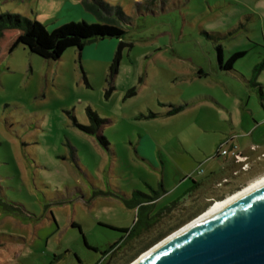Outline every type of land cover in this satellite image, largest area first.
<instances>
[{"label":"rangeland","instance_id":"rangeland-1","mask_svg":"<svg viewBox=\"0 0 264 264\" xmlns=\"http://www.w3.org/2000/svg\"><path fill=\"white\" fill-rule=\"evenodd\" d=\"M0 13L47 30L85 20L125 31L112 77L113 57L70 47L50 61L10 50L18 30L0 35V264H131L219 200L174 208L146 249L120 240L138 217L126 202L160 188L161 157L211 147L242 105L260 112L245 80L264 96V0H0ZM218 46L223 61L246 53L224 71Z\"/></svg>","mask_w":264,"mask_h":264},{"label":"crops","instance_id":"crops-1","mask_svg":"<svg viewBox=\"0 0 264 264\" xmlns=\"http://www.w3.org/2000/svg\"><path fill=\"white\" fill-rule=\"evenodd\" d=\"M90 8L92 12L99 14L97 7L90 6ZM115 46L116 42L113 38L96 39L87 43L79 54L82 58L90 56L109 61L114 55ZM253 79L252 75L248 81L245 80V83L256 86L260 99L264 101L261 84L253 82ZM261 107L260 112L255 114L250 108L242 105L239 115L232 117L229 128L224 129L225 131L217 137L211 147L187 152L189 156L182 157L176 163L168 156L161 157L160 188L157 198L151 201L153 210L171 203H174V208L186 207L190 202L193 208H204L211 199H220L262 175L264 157L260 154L264 153V104ZM225 140L228 142L221 146ZM231 144H236L238 150L250 158V168L247 171H240L238 175H233L232 171L239 168V164L235 163L230 155L220 154L221 148H228ZM253 145L256 146L255 150L250 148ZM199 168L203 170L202 173H198ZM222 177H227L229 181L217 187L216 182ZM164 198H168L169 201L157 207Z\"/></svg>","mask_w":264,"mask_h":264},{"label":"water","instance_id":"water-1","mask_svg":"<svg viewBox=\"0 0 264 264\" xmlns=\"http://www.w3.org/2000/svg\"><path fill=\"white\" fill-rule=\"evenodd\" d=\"M160 241L134 264H264V179Z\"/></svg>","mask_w":264,"mask_h":264},{"label":"trees","instance_id":"trees-1","mask_svg":"<svg viewBox=\"0 0 264 264\" xmlns=\"http://www.w3.org/2000/svg\"><path fill=\"white\" fill-rule=\"evenodd\" d=\"M9 29L19 31L16 41L11 46L10 50H13L16 45L22 44L30 52L50 61L59 59L67 48L73 47L78 51H81V49H83V47L90 41L96 39L116 38L119 41L117 51L109 66V77H112L113 74L117 72L120 50L124 45L121 39L125 31L115 24L106 22L89 23L85 20L69 21L62 23L51 30H47L37 19L30 20L20 17L18 14L0 13V35H2L3 31ZM245 53L246 51L243 50L233 52L225 61H223L222 49L218 46L217 60L219 68L225 71L232 70L235 61L243 57ZM263 64L264 62L261 63V68L263 67ZM182 108L183 106L181 105L174 106L167 111V113H177ZM88 117L96 126H100L102 123V120L97 118L92 112H88ZM99 138L102 143L106 145L105 138L103 136H100ZM157 194L158 191H153L152 195L139 193V195H142L143 199L142 197H135L132 198L131 202H126L130 208H137L138 217L131 228H119V230L125 232L120 240H123L124 242L126 241L127 244L132 245V242L136 241L137 244H139L136 252L143 248L146 249L156 241L157 238H161L164 236L163 234L166 233L165 230L154 229V227L158 222L160 223L163 217L168 216L173 211L175 205L174 203H171L167 206L158 208L157 210H153L154 208L151 201L157 198ZM170 217L172 216L170 215ZM179 217L171 219L167 218L169 219L167 223H170L171 220H173L175 221V223L173 222L174 225H177L182 221ZM160 229L164 228L161 227ZM113 248L114 246L111 247V249Z\"/></svg>","mask_w":264,"mask_h":264},{"label":"built area","instance_id":"built-area-1","mask_svg":"<svg viewBox=\"0 0 264 264\" xmlns=\"http://www.w3.org/2000/svg\"><path fill=\"white\" fill-rule=\"evenodd\" d=\"M228 140V139H227ZM227 140H225L221 146H224V144L226 142H228ZM252 150L256 149V146L253 145L250 147ZM220 154L221 155H230L233 159V161L237 164H239V168L235 169L232 171L233 175H238L240 171H247L250 168V158L248 155L243 154L242 152H240L238 150V147L236 144H231L230 147H226V148H221L220 150ZM261 157H264V153L260 154ZM203 170L202 169H198V173H202ZM229 179L227 177H222L219 181L216 182V186L220 187L222 185H224L226 182H228Z\"/></svg>","mask_w":264,"mask_h":264},{"label":"bare ground","instance_id":"bare-ground-1","mask_svg":"<svg viewBox=\"0 0 264 264\" xmlns=\"http://www.w3.org/2000/svg\"><path fill=\"white\" fill-rule=\"evenodd\" d=\"M263 179H264V174L262 176L258 177L257 179L252 180L251 182H249L245 187H242V189H240V190H238V191H236V192L224 197L223 199L215 200V202H213L203 213H201L199 216L195 217L190 222L191 223L195 222V221H197V220H199V219H201V218H203V217H205V216H207V215L219 210L220 208L224 207L225 205L231 203L237 197H239L242 193H244L247 189H249L253 185L257 184L258 182L262 181ZM190 222L188 224H190ZM160 242H158V243H160ZM151 249H152V247L150 249H148L147 251H145L144 253H142L140 255V257H138V259L135 260L134 262H132L131 264H134L135 262H137L140 258H142L144 255H146Z\"/></svg>","mask_w":264,"mask_h":264},{"label":"flooded vegetation","instance_id":"flooded-vegetation-1","mask_svg":"<svg viewBox=\"0 0 264 264\" xmlns=\"http://www.w3.org/2000/svg\"><path fill=\"white\" fill-rule=\"evenodd\" d=\"M105 264H112L110 261H108L107 263H105Z\"/></svg>","mask_w":264,"mask_h":264}]
</instances>
